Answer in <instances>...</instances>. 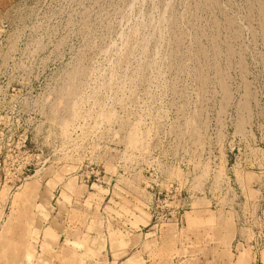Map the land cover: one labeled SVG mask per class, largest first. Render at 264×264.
<instances>
[{"label":"rangeland","instance_id":"rangeland-1","mask_svg":"<svg viewBox=\"0 0 264 264\" xmlns=\"http://www.w3.org/2000/svg\"><path fill=\"white\" fill-rule=\"evenodd\" d=\"M127 224L122 264L263 238L264 0H0V264H105Z\"/></svg>","mask_w":264,"mask_h":264},{"label":"crops","instance_id":"crops-1","mask_svg":"<svg viewBox=\"0 0 264 264\" xmlns=\"http://www.w3.org/2000/svg\"><path fill=\"white\" fill-rule=\"evenodd\" d=\"M123 226H113L110 233L107 231L104 236V252L106 256L105 264H122L120 260L132 252H141L146 241H143L142 234L133 232L129 224ZM129 227V228H127ZM132 232V234H130ZM144 239L145 236H143ZM136 242V243H135ZM136 248V249H135ZM244 252L231 254L228 264H259L264 263V236L261 240L253 241L243 247Z\"/></svg>","mask_w":264,"mask_h":264}]
</instances>
